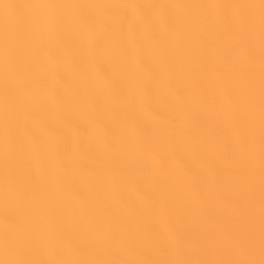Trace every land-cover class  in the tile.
<instances>
[{"label": "bare ground", "instance_id": "1", "mask_svg": "<svg viewBox=\"0 0 264 264\" xmlns=\"http://www.w3.org/2000/svg\"><path fill=\"white\" fill-rule=\"evenodd\" d=\"M0 264H264V0H0Z\"/></svg>", "mask_w": 264, "mask_h": 264}]
</instances>
